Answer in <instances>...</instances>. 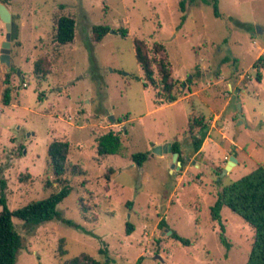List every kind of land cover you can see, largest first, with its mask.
Returning a JSON list of instances; mask_svg holds the SVG:
<instances>
[{
	"label": "rangeland",
	"instance_id": "374dc122",
	"mask_svg": "<svg viewBox=\"0 0 264 264\" xmlns=\"http://www.w3.org/2000/svg\"><path fill=\"white\" fill-rule=\"evenodd\" d=\"M181 1L11 0L5 6L12 30L9 60L0 61V193L4 183L13 211L57 191L47 157L52 141L68 142L66 164L81 170L65 176L72 191L57 206V220L29 229L12 219L22 240L15 264H57L60 240L65 258L86 254L111 264H246L253 229L226 207L220 222L212 221L210 208L224 187L264 169V67L253 68L264 56V0H217L218 17L205 0H185L184 12ZM60 16L75 21L74 40L64 46L54 41ZM94 26L109 28L98 44ZM5 34L0 21V56ZM134 39L144 41L150 58H159L154 44L164 47L175 102L165 100L161 87L144 85ZM40 59L44 76L34 73ZM6 74L8 106L1 102ZM199 116L209 132L194 153L187 123ZM110 134L118 137V150L98 155ZM166 144L180 151L174 168L172 152L153 153ZM138 152L148 154L142 167L130 160ZM231 156L238 162L223 175Z\"/></svg>",
	"mask_w": 264,
	"mask_h": 264
},
{
	"label": "trees",
	"instance_id": "16d2710c",
	"mask_svg": "<svg viewBox=\"0 0 264 264\" xmlns=\"http://www.w3.org/2000/svg\"><path fill=\"white\" fill-rule=\"evenodd\" d=\"M11 0H0V4L6 6ZM195 0H190L193 3ZM209 3L215 17L219 16L217 9V0H205ZM185 0L180 2V9L185 11ZM109 32L107 26H94L92 28V40L94 43H100L105 35ZM121 35L125 36L126 31L121 30ZM75 37V21L67 16H60L56 20L54 41L61 45L72 43ZM133 49L136 62L138 63L144 79V85L152 87L159 86L162 89L165 100L168 103L176 101L173 94L174 79L171 74L170 64L165 56V49L160 44L153 45V51L158 59L150 58L144 41L140 39L133 40ZM156 66V71L159 76L158 82L154 78L153 67ZM264 67V56H259L254 62L253 68ZM34 73L36 75H46V61L40 59L34 64ZM256 80H260V74H256ZM5 88L2 92L1 102L4 106L10 103L12 88L9 85V75L6 74L4 79ZM197 130L196 134L194 133ZM187 132L191 137V148L194 153L201 148L203 141L208 136L209 126L204 123L203 117H190L187 123ZM118 137H104L103 141L97 146L98 155L104 156L107 153L116 152L119 148ZM69 152V143L66 141H52L47 148L48 165L50 172L55 177V183L59 189L51 193L47 198L32 201L28 204L10 211L7 207L6 198L4 196V183H2L0 193V264H15L16 257L22 248V240L19 233L16 231L12 219L19 220L29 229L36 228L41 224L57 220L59 213L57 206L66 199L72 191L66 175H79L81 170L73 166L68 168L66 159ZM172 152L180 154L177 145H172ZM147 153L131 154L130 160L142 167L147 161ZM181 161V159H179ZM222 207H226L233 213L238 215L246 224L254 231L252 244L247 256L246 264H264V169L257 167L247 175L241 177L235 182L224 187L210 208V217L212 221L220 222V211ZM67 225L72 226V223L66 221ZM165 223L161 222L160 227H164ZM133 227L127 223L126 233L132 231ZM220 242L229 250L230 245L227 243L223 232L224 228L220 225ZM171 238L180 242L183 246H189L190 241L172 232ZM63 240L59 241L58 254L62 258L57 264H111L109 260L100 262L86 254H80L77 257L65 258L66 251L63 250ZM100 253H104L100 250Z\"/></svg>",
	"mask_w": 264,
	"mask_h": 264
},
{
	"label": "water",
	"instance_id": "95a60500",
	"mask_svg": "<svg viewBox=\"0 0 264 264\" xmlns=\"http://www.w3.org/2000/svg\"><path fill=\"white\" fill-rule=\"evenodd\" d=\"M0 21L4 23L5 30H6L5 41L3 42L2 49H1L0 61L8 62L9 60L8 55H9L10 41H11L12 21H11V15L9 11L2 4H0ZM237 110L239 113L238 117H240L241 107H240L239 101L237 104ZM171 152H172L171 144H166L164 146L155 147L153 149V153L156 155H161L163 153L166 154V153H171ZM171 154L173 155L172 168H174V163L176 162V164L180 165V161L177 159L178 153L172 152ZM236 163H237V160L233 156H231L223 169V175L226 174L232 168V166H234V164ZM169 234H171V232H169ZM156 258L159 259L160 257L156 256Z\"/></svg>",
	"mask_w": 264,
	"mask_h": 264
},
{
	"label": "crops",
	"instance_id": "0c3cea01",
	"mask_svg": "<svg viewBox=\"0 0 264 264\" xmlns=\"http://www.w3.org/2000/svg\"><path fill=\"white\" fill-rule=\"evenodd\" d=\"M200 151H201V149H200ZM237 160V159H236ZM237 162H238V160H237Z\"/></svg>",
	"mask_w": 264,
	"mask_h": 264
}]
</instances>
